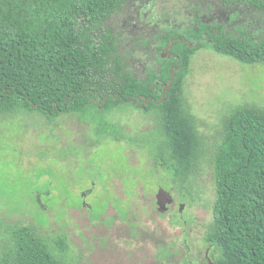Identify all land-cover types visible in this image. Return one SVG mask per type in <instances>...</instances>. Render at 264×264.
<instances>
[{
  "label": "trees",
  "instance_id": "obj_1",
  "mask_svg": "<svg viewBox=\"0 0 264 264\" xmlns=\"http://www.w3.org/2000/svg\"><path fill=\"white\" fill-rule=\"evenodd\" d=\"M128 1L0 0V114L23 109L48 120L75 114L97 138L120 141L109 116L139 110L154 118L141 142L183 190L205 154L184 94L192 60L211 49L243 65H264V0H203L206 17L223 12L225 18L202 19L196 7L181 31L155 36L154 62L142 70L122 53L110 24ZM241 5L256 19L238 20ZM209 161L214 199L205 242L212 264H264V109L232 108ZM10 241L0 264H70L65 237L50 242L33 227L18 226Z\"/></svg>",
  "mask_w": 264,
  "mask_h": 264
},
{
  "label": "rangeland",
  "instance_id": "obj_2",
  "mask_svg": "<svg viewBox=\"0 0 264 264\" xmlns=\"http://www.w3.org/2000/svg\"><path fill=\"white\" fill-rule=\"evenodd\" d=\"M202 1L129 0L110 23L120 35V50L132 55L137 70L144 69L154 62L155 36L171 28L181 31L194 20L196 7L202 19L225 18L223 12L206 17ZM240 9L234 11L238 20L255 18L252 10ZM184 94L205 154L183 190L141 142L154 118L139 110L109 116L120 141L97 138L75 114L48 120L23 109L1 113L0 254L9 248L13 228L31 226L50 242L65 237L64 259L70 264H212L205 242L214 199L209 159L232 108L264 109V65L200 51ZM160 188L173 197L163 212L155 200Z\"/></svg>",
  "mask_w": 264,
  "mask_h": 264
},
{
  "label": "water",
  "instance_id": "obj_3",
  "mask_svg": "<svg viewBox=\"0 0 264 264\" xmlns=\"http://www.w3.org/2000/svg\"><path fill=\"white\" fill-rule=\"evenodd\" d=\"M174 40L175 39L171 40L170 47H172V44H173ZM166 54H168V48H165L164 54L162 56L165 57ZM172 78H173V75H172ZM167 88H169V86H167ZM156 199H157L156 203H157L159 212L165 211L166 210V206L165 205L171 204L172 201H173L171 194L169 192L165 191L162 188L158 189V191L156 193Z\"/></svg>",
  "mask_w": 264,
  "mask_h": 264
},
{
  "label": "flooded vegetation",
  "instance_id": "obj_4",
  "mask_svg": "<svg viewBox=\"0 0 264 264\" xmlns=\"http://www.w3.org/2000/svg\"><path fill=\"white\" fill-rule=\"evenodd\" d=\"M172 196V195H171ZM172 199H173V197H172ZM155 200H156V202H157V199H156V195H155ZM173 202V201H172Z\"/></svg>",
  "mask_w": 264,
  "mask_h": 264
}]
</instances>
